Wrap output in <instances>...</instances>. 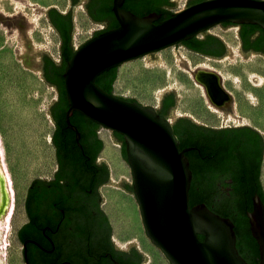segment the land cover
<instances>
[{
    "label": "water",
    "instance_id": "1",
    "mask_svg": "<svg viewBox=\"0 0 264 264\" xmlns=\"http://www.w3.org/2000/svg\"><path fill=\"white\" fill-rule=\"evenodd\" d=\"M122 1L115 0L114 5L120 25L97 35L99 30H96L79 47L74 42L76 5H71L75 53L63 73L69 105L66 122L79 139L80 132L70 119L77 110L112 134L123 135L133 181L122 177L119 182L111 179L110 184L134 193L147 236L171 264H250L237 247L233 220L216 213L204 202L193 206L190 203L193 172L186 152L191 147L181 148L173 124L167 118L173 115L177 105L176 90L163 94V97L170 92L176 95V105L165 117L158 112L160 109L144 105L135 97L108 92L96 79L104 71L188 40L221 22L258 24L264 29V0H203L173 12L158 23L154 21L156 14L139 16L121 9ZM26 42L29 49L24 63L27 66L41 68L42 54L57 62L50 51L35 50L30 39ZM113 139L120 143L114 134ZM122 183L130 185L133 191ZM247 215L251 233L259 245L258 264H264V202L258 193L253 196V209ZM239 226L245 230L244 222L239 221ZM148 259L145 254L144 263Z\"/></svg>",
    "mask_w": 264,
    "mask_h": 264
},
{
    "label": "rangeland",
    "instance_id": "2",
    "mask_svg": "<svg viewBox=\"0 0 264 264\" xmlns=\"http://www.w3.org/2000/svg\"><path fill=\"white\" fill-rule=\"evenodd\" d=\"M184 1L178 0V3L182 5ZM71 5L70 0H0V141L9 169L10 188L12 187L14 199V208L7 219L10 225H3L0 232V264H26L22 244L17 237L18 227L24 220L26 192L34 178L49 177L56 168L53 142L55 121L50 109L57 99V90L44 77L41 68H32L24 63V55L29 49L26 40H31L35 50L50 51L54 59L60 62L61 36L51 22L48 10L56 7L62 13H67ZM79 10H84L85 14L82 2L76 5L74 15L76 47L100 29V25H95L86 17L82 29L79 30L76 19ZM187 54L194 55L178 45H172L123 63L118 67L117 79L121 68H124L126 82L121 87H116V79L114 92L119 96L135 97L144 105L160 109L164 92L174 89L178 99L173 115L168 117L172 123L180 115H187L193 120L217 127L248 124L264 135L263 128L254 118V114H251L254 110L264 113V84L259 86L251 79L254 73L264 75V54L250 53L245 56L238 52L230 58L215 61L226 75V78L221 76V82L231 94V100L220 106L217 112L210 108L200 87L190 75L193 71L187 63ZM181 80L185 86L191 87V92L186 91L188 107L184 113L177 112L181 99L177 83ZM102 131L108 132L114 141L110 130L102 128L100 135ZM115 143L124 159L121 143ZM124 161L130 168V175L125 178L132 182V168L127 160ZM261 173L264 185V158ZM109 185L123 188L115 184ZM20 191L23 192L21 198ZM142 226L143 238L157 251L160 264H171L163 251L147 236L144 224ZM113 228L116 238L114 225ZM122 234L124 242L116 241L120 246H130L132 242L139 245L137 240L131 239L127 228L122 229ZM143 264H150V258Z\"/></svg>",
    "mask_w": 264,
    "mask_h": 264
},
{
    "label": "flooded vegetation",
    "instance_id": "3",
    "mask_svg": "<svg viewBox=\"0 0 264 264\" xmlns=\"http://www.w3.org/2000/svg\"><path fill=\"white\" fill-rule=\"evenodd\" d=\"M70 1L73 5L82 2L86 17L95 25H100L96 35L120 25L114 11L115 0ZM201 1L203 0H185L181 5L178 0H123L119 7L139 16L156 14L154 21L158 23L168 18L173 12ZM67 14L68 19L73 20L71 11ZM230 30L236 33V45H232L224 35ZM176 45L200 59L209 61H221L230 58L232 54L235 56L238 52L243 55L264 54V30L251 23L225 21ZM40 66L44 77L57 90V99L51 108L55 121L53 134L56 168L49 177L34 178L26 192L24 202L26 219L17 230L25 262L29 264H143L145 253L139 245L123 247L116 242L113 223L104 208L105 197L102 189L110 184L112 173L108 162L101 157L104 147L99 150L103 141L100 135L101 125L89 117L87 120L83 119L76 114L80 111L75 110L70 119L71 122L75 119L81 123L82 130L75 125L80 132V138L77 139V133L67 122L68 130H57L58 111L64 110L66 121V112L69 107L67 94L65 109L62 101V86L55 69L49 64L47 54L41 55ZM191 69L193 71L191 74H194L196 69ZM221 84L224 88V84L222 82ZM225 90H227L226 87ZM228 93L230 99L226 100V103L231 100V94ZM174 100L176 101V95L170 92L162 98L161 105L163 101L172 103ZM170 111L171 108H168L165 117L170 114ZM180 116L172 123L173 129L188 130L198 139L215 140L221 137L246 139L251 156L255 153L259 154L264 146V141L254 131L256 128L252 126L228 125L224 128L191 120L187 115ZM113 134L115 136V132ZM234 168L235 165L232 164L230 170L233 171ZM217 183L226 186L231 183V179L222 181L219 178ZM122 185L128 187L125 183ZM128 190L133 191L132 188Z\"/></svg>",
    "mask_w": 264,
    "mask_h": 264
},
{
    "label": "trees",
    "instance_id": "4",
    "mask_svg": "<svg viewBox=\"0 0 264 264\" xmlns=\"http://www.w3.org/2000/svg\"><path fill=\"white\" fill-rule=\"evenodd\" d=\"M48 14L61 36V61L57 63L49 57V64L55 69L62 86V101L66 109L67 101L63 73L68 60L75 53L72 43L73 20L72 18L68 19L67 13H62L54 7L48 10ZM255 26L262 28L258 24H255ZM117 76L118 67H114L100 74L96 82L108 92H113ZM126 99L136 100L135 98ZM175 104V100L172 103L163 101L158 112L165 116L167 109L173 108ZM76 114L83 119H89L80 112H76ZM73 121L72 123L82 130L81 123L75 119ZM56 122L57 130L64 131L67 129V124L64 120V110L57 112ZM254 131L264 141L262 133L256 129ZM174 132L177 136H180L178 138L182 149L184 147H192L186 152L193 172L190 188L191 205L204 202L216 213L230 217L235 224L237 247L240 253L249 260L250 264H258L260 261L259 245L251 233L247 212L253 209V196L256 193L260 195L264 202V187L261 180L264 146L259 154L255 153L251 156L246 139L221 137L215 140H206L198 139L188 130L174 128ZM115 137L121 143L122 154L124 159L127 160L123 135L115 132ZM53 142L55 143L54 134ZM102 147L103 141H101L99 150ZM193 147L195 148L193 149ZM232 164L235 165L233 171L230 170ZM219 178L222 181L231 179V183L226 186L218 184L217 180ZM127 188L131 189L132 187L128 185ZM239 221L244 222L245 230H241ZM200 238L203 239L204 235H200Z\"/></svg>",
    "mask_w": 264,
    "mask_h": 264
},
{
    "label": "bare ground",
    "instance_id": "5",
    "mask_svg": "<svg viewBox=\"0 0 264 264\" xmlns=\"http://www.w3.org/2000/svg\"><path fill=\"white\" fill-rule=\"evenodd\" d=\"M76 19L78 25L77 28L80 30L86 21L84 10H79L77 12ZM224 35L232 45H236V33L234 30H230ZM186 60L189 67L191 66V68L196 69L195 73L190 75H192L196 85L200 87V91H202L205 99L208 101V104H210V108L212 107L215 112L219 111L220 107L218 106L225 105L226 100L230 99L228 91L225 90V85L223 88V85L221 84V76L226 78V75L222 73L215 61L203 60L195 57L194 55L192 56L191 54H187ZM251 79H253V81L259 86L264 84V75L262 73H254ZM125 82L126 70L121 68L116 87H121ZM177 85L180 89L181 95L177 112L184 113L188 107V95L186 94V91H190L191 87L185 86L182 80L177 83ZM235 107H237V105H235ZM251 114H254V118L258 120V123L264 130V113L254 110ZM101 136L105 142L101 156L102 158H105L110 165L112 180L118 181L122 177L129 176L130 168L122 158L119 148L112 140L111 135H109L108 132L102 131ZM10 181L11 178L9 169L5 161L0 141V232L3 225L10 223L7 219L9 217V212L14 208L12 207L14 199L13 191L11 189L12 187L10 188ZM102 191L105 196L104 208L108 212L116 229V241L120 240L121 243L124 242L121 237L123 235L122 229L127 228L131 233V239L137 240L141 249L149 256L150 264H160L161 260L157 251L150 246L145 237L143 238V221L141 219L140 207L137 198L131 193L110 185L103 187ZM22 194L23 192L20 191L19 198H21ZM23 214L24 222L26 219L25 211H23Z\"/></svg>",
    "mask_w": 264,
    "mask_h": 264
},
{
    "label": "crops",
    "instance_id": "6",
    "mask_svg": "<svg viewBox=\"0 0 264 264\" xmlns=\"http://www.w3.org/2000/svg\"><path fill=\"white\" fill-rule=\"evenodd\" d=\"M115 84V83H114ZM262 174V173H261ZM262 180V179H261ZM262 184H263V182H262ZM263 187H264V185H263Z\"/></svg>",
    "mask_w": 264,
    "mask_h": 264
},
{
    "label": "built area",
    "instance_id": "7",
    "mask_svg": "<svg viewBox=\"0 0 264 264\" xmlns=\"http://www.w3.org/2000/svg\"><path fill=\"white\" fill-rule=\"evenodd\" d=\"M171 120V119H170Z\"/></svg>",
    "mask_w": 264,
    "mask_h": 264
}]
</instances>
